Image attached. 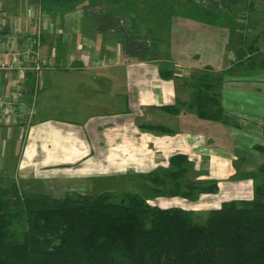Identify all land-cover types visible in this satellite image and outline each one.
<instances>
[{
    "label": "crops",
    "instance_id": "obj_1",
    "mask_svg": "<svg viewBox=\"0 0 264 264\" xmlns=\"http://www.w3.org/2000/svg\"><path fill=\"white\" fill-rule=\"evenodd\" d=\"M261 27L264 0H0V62L18 48L43 64L22 79L0 74V99L24 94L15 118L0 112V184L62 198L116 194L106 184L125 179L141 192L121 196L147 194L146 177L183 155L188 179L217 192L149 200L197 210L251 200L264 167ZM247 37L252 60L236 45ZM206 69L224 78V121L191 107Z\"/></svg>",
    "mask_w": 264,
    "mask_h": 264
},
{
    "label": "trees",
    "instance_id": "obj_2",
    "mask_svg": "<svg viewBox=\"0 0 264 264\" xmlns=\"http://www.w3.org/2000/svg\"><path fill=\"white\" fill-rule=\"evenodd\" d=\"M138 29L131 27L135 35ZM244 40L249 52L259 51L255 41ZM223 81L206 69L191 84V107L199 118L225 120L219 98ZM170 166L146 177L150 194L121 199L111 193L54 198L25 194L17 185L0 187V264H264V167L251 200L210 210L202 225L181 207L149 204V197L196 201L217 192L216 184L188 179L186 156L173 157Z\"/></svg>",
    "mask_w": 264,
    "mask_h": 264
},
{
    "label": "rangeland",
    "instance_id": "obj_3",
    "mask_svg": "<svg viewBox=\"0 0 264 264\" xmlns=\"http://www.w3.org/2000/svg\"><path fill=\"white\" fill-rule=\"evenodd\" d=\"M253 1V0H252ZM254 1H256V0H254ZM141 5V4H140ZM250 9H248V8H246L244 11H245V14L248 16L249 14H250V11H249ZM243 12V11H242ZM244 16V18L245 17H247V16ZM258 14H255V15H253L252 17H253V20H255V19H257V16ZM149 16V15H148ZM244 18H243V20H244ZM260 18H262L261 16H260ZM149 19V18H148ZM246 19V18H245ZM246 24H248V23H246ZM150 26V25H149ZM244 30H242V32H243V35H246V34H248V36L250 37V35L253 33V38L254 37H256V34H257V26L256 25H253V26H251V28L250 29H252L251 30V32H249V30L247 29V25H245L244 26V28H243ZM255 29V30H254ZM261 30L262 29H264V28H260ZM249 32V33H248ZM250 34V35H249ZM247 40H250L248 37H247ZM249 44L250 42H245V40L243 41H241V40H239L238 38L236 39V45L237 46H239V48L241 47V45H242V48H243V53H244V57H243V60H245L244 58H246V56L247 55H250V56H255L256 54L254 53V54H252L251 52L253 51V50H250V52L248 51V45L247 44ZM256 51V50H255ZM248 53V54H247ZM217 75H219L218 73H217ZM123 180H125V179H120V181L119 180H115V181H113V183H111V182H108V184H106V189H116V191L114 192V193H116V194H112L113 196H117V198L118 199H121L122 198V196L119 194L120 192H122V191H128L129 193H133V192H141V189L140 190H138V185H136L134 182H132V181H123ZM1 186L0 187H5V188H9L11 185H6L5 186V184H0ZM109 193V192H108ZM119 196H121V197H119ZM151 199H156V198H151ZM188 200V199H187ZM243 201H246V200H243ZM231 202H233V201H231ZM182 203V202H181ZM192 203H194V202H192ZM192 203H190V204H192ZM196 203V202H195ZM228 203V202H227ZM149 204L150 205H152V206H161V207H165V208H170L171 206H172V204H171V202H169V201H167V202H162V201H152V200H149ZM224 205V204H223ZM181 208H183V209H185V210H187V211H190L192 214H194V213H196V215H193V217H192V219H193V221H194V223H196V224H205V222H206V219H207V213L210 211V210H214V209H219V208H221L222 206H220V207H217V208H211V209H207V207H205V206H200L201 208H202V210H197L196 208V210L195 209H193V208H191V206H190V208L188 207V206H186L185 204H181V206H180ZM189 208V209H188ZM200 208V209H201Z\"/></svg>",
    "mask_w": 264,
    "mask_h": 264
},
{
    "label": "built area",
    "instance_id": "obj_4",
    "mask_svg": "<svg viewBox=\"0 0 264 264\" xmlns=\"http://www.w3.org/2000/svg\"><path fill=\"white\" fill-rule=\"evenodd\" d=\"M43 69L38 54L35 56L24 55L22 49L12 50L10 53L9 61L0 62V74H16L19 79L23 78L24 71H34L39 73ZM24 99L23 92L20 93L18 100H5L0 99V112L3 118L16 117L17 111L22 109Z\"/></svg>",
    "mask_w": 264,
    "mask_h": 264
}]
</instances>
